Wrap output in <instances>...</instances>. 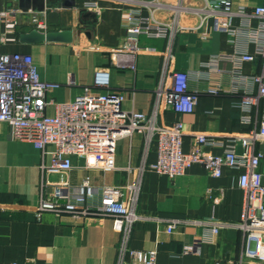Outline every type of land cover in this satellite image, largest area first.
I'll use <instances>...</instances> for the list:
<instances>
[{
	"label": "crops",
	"instance_id": "crops-1",
	"mask_svg": "<svg viewBox=\"0 0 264 264\" xmlns=\"http://www.w3.org/2000/svg\"><path fill=\"white\" fill-rule=\"evenodd\" d=\"M86 0H0V12L13 11L10 22L0 21V34L5 37L6 52L28 53L34 57L42 80L60 84L48 92L54 103H65L92 86L97 70L110 72L112 92L125 95L123 109L150 114L158 102V89L163 80L174 72L196 73L208 71L203 64L212 56L233 54L239 47L229 42L227 34L215 32L207 24L197 28L200 17L196 13L204 0H184L189 11L181 14V25L187 30L171 38H141L143 47L153 51L137 54L136 70L120 69L110 62L111 52L126 40L125 17L144 0H93L97 8H87ZM175 0H166V6L157 10L156 18L169 22L174 14ZM264 5V0H233L234 8ZM32 12L44 16L59 14L58 21H48V32L72 31L71 42L25 43L21 35L34 30ZM147 10L144 13L147 14ZM194 28V29H193ZM244 46V42H240ZM252 48V47H250ZM241 49V48H240ZM261 59L240 65L242 74H257ZM236 62H220L223 71H212L209 79L191 81L192 89L201 90L193 113L180 114L163 102L159 106L158 123L171 126L184 125V148L191 151L194 135L207 134L219 143L231 136L246 133L258 127L260 108L253 109L252 122L245 124L241 110V94L232 90L231 71ZM220 84L226 90L218 96L204 90L208 85ZM98 92L102 90H97ZM47 113H55L54 105ZM206 150L214 154L223 152L222 145H211ZM264 155V141L257 144ZM238 153L243 151L237 145ZM144 155V136L134 133L118 141L117 169L105 173L83 168V161L73 157L74 168L67 175L71 189L77 188L84 178L90 177L95 191L93 205L99 203L104 186H123L138 169ZM156 158L152 146L148 162ZM41 152L27 141L12 138L8 124L0 122V264H118L123 233L114 228L110 217L74 218L70 214L43 213L35 216L42 196L43 176L40 171ZM260 171L264 182V157ZM241 171L224 168L220 178L213 177L203 166H192L185 175L175 179L146 171L142 178L139 211L152 217L201 218L226 222L227 227L209 242H203L199 228L182 227L169 234L166 223L154 221L137 223L130 233L127 245L131 249L158 251L157 264H264L246 258L244 234L232 226L240 217L243 192L239 187ZM62 177L51 175L49 182ZM54 187L48 185L45 195ZM65 192L66 189L61 190ZM201 244L200 255H185L187 244ZM130 263V258L127 257ZM132 263V262H131Z\"/></svg>",
	"mask_w": 264,
	"mask_h": 264
},
{
	"label": "built area",
	"instance_id": "built-area-1",
	"mask_svg": "<svg viewBox=\"0 0 264 264\" xmlns=\"http://www.w3.org/2000/svg\"><path fill=\"white\" fill-rule=\"evenodd\" d=\"M175 1L174 14L169 22L159 21L155 16L157 10L167 5L166 0H144L140 6L128 12L124 23L126 40L110 55L114 67L136 70L137 54L153 51V48L141 45V38L171 40L177 33L188 29L181 25L180 17L189 10L184 6V0ZM85 6L94 9L98 5L93 0H86ZM145 9L147 14L144 13ZM13 13L11 10L0 12V21L10 22ZM31 13L34 28L48 33L47 15ZM196 13L200 17L197 28L210 24L213 31L227 34L229 42L239 49L233 54L212 56L202 66L208 71L172 73L168 76L170 84L165 80L161 82L158 102L150 114L123 109L125 95L109 90L111 81L107 69L97 70L93 85L85 87L73 100L54 103L48 99V92L59 89L60 84L42 80L31 54L4 51L5 37L0 34V122L8 124L12 138L32 143L42 156L39 168L43 176V192L35 211L36 218L40 220L45 212L70 214L79 219L112 218L115 230L124 236L118 264H157L156 249L136 250L127 245L137 223L165 222L169 234L182 227L199 228L203 232L204 243L228 226L226 222L212 218L163 219L140 213L139 199L146 171L175 179L197 164L215 178L223 175L224 168L241 171L239 187L243 192V201L239 220L232 226L245 236L244 256L264 263V182L259 169L264 155L257 150V144L264 141V5L235 9L233 0H204ZM240 42H244L243 47H240ZM257 58L262 62L259 73L242 74L240 65L254 62ZM226 61L236 62L235 69L230 73L231 86L234 92L241 94L243 123L250 124L253 109L260 108V124L246 133L229 137L225 143H219L207 134H196L194 147L186 151L183 123L176 122L168 127L158 123L160 103L180 114L193 113L201 90L191 88L192 79H209L212 71L223 72L219 63ZM225 91L220 84L208 85L204 90L215 96ZM50 105L55 108L53 115L47 113ZM136 132L144 136V155L128 183L101 188L100 200L96 205L92 204L95 191L90 177L71 189L67 175L74 168L73 157L80 158L85 169L113 172L117 169L118 141ZM218 144L224 149L221 154L206 150V147ZM238 144L243 148L241 153L237 151ZM153 145L156 147V158L148 162ZM51 175L62 178L51 183L46 180ZM48 185H52L54 190L46 196ZM63 189L66 191L62 192ZM201 252L200 243L183 247L185 255H200ZM127 257L132 263L127 261Z\"/></svg>",
	"mask_w": 264,
	"mask_h": 264
},
{
	"label": "water",
	"instance_id": "water-1",
	"mask_svg": "<svg viewBox=\"0 0 264 264\" xmlns=\"http://www.w3.org/2000/svg\"><path fill=\"white\" fill-rule=\"evenodd\" d=\"M59 14L57 12H51L48 15V21L56 23L58 21ZM73 39L72 31L64 30L58 32H48L46 34L32 30L29 33L22 34L21 40L25 43H42V42H71Z\"/></svg>",
	"mask_w": 264,
	"mask_h": 264
}]
</instances>
